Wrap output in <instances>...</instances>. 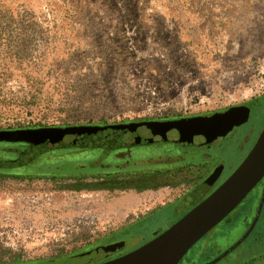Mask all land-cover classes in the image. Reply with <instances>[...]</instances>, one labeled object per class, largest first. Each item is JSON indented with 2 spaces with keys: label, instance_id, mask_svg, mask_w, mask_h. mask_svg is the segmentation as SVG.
Segmentation results:
<instances>
[{
  "label": "rangeland",
  "instance_id": "1",
  "mask_svg": "<svg viewBox=\"0 0 264 264\" xmlns=\"http://www.w3.org/2000/svg\"><path fill=\"white\" fill-rule=\"evenodd\" d=\"M262 95L264 0H0V130L12 131L5 141L76 147L49 163L88 166L70 175L0 172V263L94 264L99 247L135 238L125 254L151 241L229 178L257 140L237 154L238 130L211 147L224 166L204 175L224 168L220 179L202 198L176 199L197 184L199 168L181 166L168 181V149L178 147L148 145L128 125L197 117ZM115 125L125 127L107 128ZM77 126L103 129L35 134ZM23 132L31 140L18 138ZM262 183L179 264H206L237 243L256 216ZM257 193L249 226L239 215ZM226 225H236L227 236ZM258 228L215 264H264Z\"/></svg>",
  "mask_w": 264,
  "mask_h": 264
},
{
  "label": "water",
  "instance_id": "2",
  "mask_svg": "<svg viewBox=\"0 0 264 264\" xmlns=\"http://www.w3.org/2000/svg\"><path fill=\"white\" fill-rule=\"evenodd\" d=\"M251 109L248 106L232 107L224 112L212 115L184 118L169 121H144L130 123L132 132L148 135L150 142L166 143H218L234 128L249 120ZM125 125L109 126L111 130H122ZM103 127L77 126L59 128H42L35 132L41 135L60 133L68 138L72 134L102 130ZM10 131H0V141L10 137ZM65 136V137H66ZM66 137V138H67ZM78 141V140H77ZM220 168V167H219ZM219 168L213 171L203 182L212 186L219 174ZM264 180V128L254 147L233 172L207 198L200 201L181 219L151 241L118 257L97 264H179L186 253L214 227L221 223L237 206ZM264 205V186L256 216L244 236L219 257L206 264H215L235 250L252 232ZM135 238L114 242L93 250L104 255L119 254ZM92 253V252H88ZM51 260H35L0 264H53Z\"/></svg>",
  "mask_w": 264,
  "mask_h": 264
},
{
  "label": "flooded vegetation",
  "instance_id": "3",
  "mask_svg": "<svg viewBox=\"0 0 264 264\" xmlns=\"http://www.w3.org/2000/svg\"><path fill=\"white\" fill-rule=\"evenodd\" d=\"M263 101H264V95H262L260 97H256L249 102L236 105V106L245 105L251 109V114H250L249 120L246 123L234 128L233 131L227 136V138H225L224 140H222L218 143H188L187 141H184L181 143H168V144L176 145L178 147L176 149V150H178L177 152H172L171 149H168V158L171 155H174L177 158L176 162H174V163H172V161H168L164 164L165 166H168V169H171V171L168 170V181L172 180V178H173L172 165H174L175 167H180V166H189L190 164L197 166L199 168V171L201 172L200 174H197L193 180L196 182L204 181L210 174V172H209V174H207V176L204 175V169L205 168H206V170H209L210 167H212L214 164H216V166H222V167L224 166V163L216 162V160L212 161L213 157L209 153L211 151L210 148L224 142L225 140H227L232 135V133H234L235 131H238V130H240V132H239V135L237 138V143H236L237 149H238L237 154H242L247 149L248 145L251 142H253L254 139H256V140L258 139L261 131L264 128V127L262 128V124H261V122H262L261 120L263 119V115L261 114V110L264 108V102ZM226 110H228V109H226ZM226 110L218 111V112H214V113L224 112ZM214 113L205 114V115H201V116L212 115ZM197 117H199V116H197ZM188 118H192V117H188ZM138 133H142V132H138ZM142 135L145 136V138L148 142V145H157V144H161V143H166V142L152 143V142H150L148 135H146L144 133H142ZM133 137H134V135H131L130 139H133ZM180 164H182V165H180ZM177 165H180V166H177ZM223 172H224V168L220 172V174L217 178V181L220 179ZM262 182H263L262 184L264 185V180ZM195 187L196 186H194V188ZM210 187H212V186H205L204 188H197V189L195 188V191H194L195 196L197 198L202 197L206 193V191L209 190ZM192 190H194V189H192ZM192 190H190V191H192ZM190 191H188V192H190ZM261 197H262V192H261ZM256 198H258V193L256 194V196L254 198H252L248 201L246 207L241 209L240 215H239L240 216L239 221H243L246 224L249 223L250 218L254 212V206H255V199ZM260 201H261V199L259 200V204H260ZM167 205H168V203L166 205H164L163 207H166ZM163 207H159V208L153 210L152 212H150L149 214H153ZM263 215H264V205H263L260 217H259L255 227L253 228L252 232L255 231V229L257 227H259V225H258L259 220ZM235 226L236 225H226V227L224 228L223 234L225 236L229 235L235 229ZM249 226H250V223H249ZM122 254H124V253H119V254H116L115 256L100 254L101 257L99 260H101V262H104L106 260L118 257ZM99 260H97V262L94 264L100 263ZM33 261H35V260H33ZM22 262H24V261H22Z\"/></svg>",
  "mask_w": 264,
  "mask_h": 264
},
{
  "label": "trees",
  "instance_id": "4",
  "mask_svg": "<svg viewBox=\"0 0 264 264\" xmlns=\"http://www.w3.org/2000/svg\"><path fill=\"white\" fill-rule=\"evenodd\" d=\"M0 131H10L11 130H0ZM62 133V132H60ZM27 132H23L21 134H18V138H24L26 136ZM50 135L57 136L55 133H48ZM49 137V136H48ZM52 137V136H51ZM26 139L30 137H25ZM36 138L33 137V139ZM33 141V140H32ZM39 143V142H38ZM78 144V143H77ZM67 146V145H66ZM7 148H12L8 150ZM73 149H76V147H65L54 150H45V148L38 149L35 144L30 143H11L0 141V172H10L14 170L15 168H22L24 170H32L36 172L37 174H46V173H60L65 175L75 174V173H85L87 172V164L86 161H77V160H68L66 158L58 159L57 161H54V163L51 162V157H56V154H59L60 152L64 151H71ZM75 159V158H74ZM43 161L44 165L41 164L38 166L39 161ZM48 163L47 165H45ZM14 165V166H11ZM72 165L73 170L67 169ZM12 167L14 169H12ZM77 167L78 170H77ZM264 219V215L260 218L259 222ZM264 246V244H261Z\"/></svg>",
  "mask_w": 264,
  "mask_h": 264
},
{
  "label": "crops",
  "instance_id": "5",
  "mask_svg": "<svg viewBox=\"0 0 264 264\" xmlns=\"http://www.w3.org/2000/svg\"><path fill=\"white\" fill-rule=\"evenodd\" d=\"M170 159L171 158H173L174 160H172V163H174V162H176V160H177V158L174 156V155H171L170 157H169ZM195 166V165H194ZM186 167V166H185ZM185 167H181L180 166V168H174V165H172V173L173 174H177V173H179L178 172V170L180 169V170H182V169H184ZM169 171H171V169H168ZM217 181V180H216ZM202 182L203 181H200V182H197V184L195 185L196 187V189L197 188H204L205 186L204 185H202ZM215 184V183H214ZM213 184V185H214ZM212 185V186H213ZM195 188H193L194 190H192V191H190V192H188L187 191V193L185 192L184 194H182V195H179L176 199H178V198H181V197H184L185 196V199H186V197L187 198H190V199H192V200H194L195 198H197L196 196H195ZM194 192V193H193ZM192 193L194 194V196H192ZM200 198H202V197H200ZM198 199V198H197ZM186 201L187 200H185L184 201V203H185V205H187V203H186ZM257 233H262V236L259 238L260 240H258V241H256L255 242V244L257 245L255 248L257 249V248H260L262 245L261 244H264V225H259V228H258V230L256 231ZM255 244H253V245H255ZM253 248H254V246H253ZM252 247H251V249H253ZM250 249V250H251ZM264 250V249H263Z\"/></svg>",
  "mask_w": 264,
  "mask_h": 264
}]
</instances>
